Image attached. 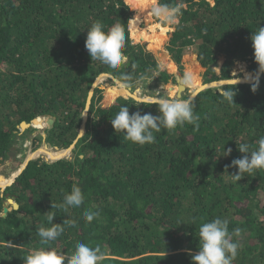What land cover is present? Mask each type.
Wrapping results in <instances>:
<instances>
[{"label": "trees", "instance_id": "1", "mask_svg": "<svg viewBox=\"0 0 264 264\" xmlns=\"http://www.w3.org/2000/svg\"><path fill=\"white\" fill-rule=\"evenodd\" d=\"M159 2L186 5L166 47L180 72L189 52L206 69L205 83L230 80L236 62L249 63V72L257 69L250 37L264 26L259 0ZM140 17L133 0H0L1 161L10 158L21 123L35 118H46L50 147L67 149L77 141L72 159L31 161L12 186L3 193L0 189V264H24L40 248L70 256L78 242L99 245L104 253L100 264H192L199 251V227L215 218L226 219L230 233L241 230L233 237L241 247L232 264H264V170L245 174L239 182L228 176L236 168L226 171V165L244 155L240 143L254 150L264 136V77L256 93L248 84L237 85L236 105L224 101L217 88L200 92L194 99L199 127L185 123L162 129L154 133V143L143 146L115 133L110 119L122 106L130 114L153 115L158 106L122 96L115 100L128 95L109 89L105 102L115 101L103 107L100 86L94 91L86 133L79 138L88 96L100 75L124 83L123 77L130 76L129 83L139 80L150 94L176 82L154 53L131 39L128 21ZM97 20L105 30L116 23L125 27L122 51L128 62L119 69L91 61L85 50L87 29ZM187 56L186 68L194 76L191 88L197 89L202 68ZM43 115L55 118L54 125ZM41 138L45 141L46 135ZM224 147L232 149L228 157H222ZM73 185L82 191V205L52 209V204L63 203ZM7 196L19 209L9 205L3 216ZM50 211L56 215L53 223L64 231L41 245L36 230L52 226L46 215ZM85 211L99 216L87 222ZM70 220L76 221L74 227L65 223Z\"/></svg>", "mask_w": 264, "mask_h": 264}, {"label": "clouds", "instance_id": "2", "mask_svg": "<svg viewBox=\"0 0 264 264\" xmlns=\"http://www.w3.org/2000/svg\"><path fill=\"white\" fill-rule=\"evenodd\" d=\"M259 2L264 5V0H259ZM185 8L186 5L183 2L169 4L154 0L147 15L155 18L158 24L175 31L180 26L183 9ZM250 40L257 69L254 72H247L241 69L240 75L233 72V77L230 78L229 83L219 93L223 100L229 104L236 105L234 99L237 94V85L241 83L248 84L251 92L256 93L260 87L261 78L264 77V26H259L257 31L252 32ZM125 44V27L121 23H116L105 30L104 24L97 20L87 29L85 50L88 52L91 61L98 60L110 69L116 70L127 64L128 56L122 51ZM236 63L238 64L239 62ZM145 78L141 77V79ZM123 79L125 81V90L135 88L134 94L136 95L142 92L139 87V80L133 85L128 82L131 80L130 76L125 75ZM193 84L194 76L191 72H186L180 78V86L182 87L191 88ZM156 92L157 96L146 97L145 99L158 106V114H142L140 111L130 114L129 108L122 106L115 117L110 119L115 133L121 132L126 140L143 146L154 143L156 139L154 133H160L162 129L171 131L176 129L177 126H183L185 123L196 124L199 127L197 124L199 117L194 114L195 92L188 98H184L179 94L174 97H167L160 95L159 90ZM238 150L244 154L242 158L234 159L231 165H226V171L228 167L238 170L235 173L228 174L232 181L239 182L245 178V174L253 175L256 170H264V136L257 141V147L254 150H250V146L247 143H240ZM231 151V148L225 149L224 147V155L222 157H228ZM83 200L84 197L80 187L73 185L71 193L64 195L62 204H52L51 206L52 209L63 208L68 211L69 208L80 207ZM46 215L52 226L48 228L41 226L36 230L37 235L40 237L41 245H46L56 240L64 231L62 225L53 223L56 216L54 212L50 211ZM98 216V212L85 211L84 213V219L87 222L93 221ZM65 223L73 227L76 225L74 220L65 221ZM240 234L241 230L238 228L231 233L229 232L226 219L215 218L210 222L203 223L199 227V251L192 255V264H232L241 247L240 243L234 241L233 237H239ZM188 254L191 255L190 250H188ZM103 259L104 253L99 245L93 248L85 243L78 242L70 256L57 254L54 250L33 249L24 259V264H100Z\"/></svg>", "mask_w": 264, "mask_h": 264}, {"label": "rangeland", "instance_id": "3", "mask_svg": "<svg viewBox=\"0 0 264 264\" xmlns=\"http://www.w3.org/2000/svg\"><path fill=\"white\" fill-rule=\"evenodd\" d=\"M133 2L136 3L139 6V8H140V13H141L140 19H141V21L139 23V32L146 31V33L151 34V37L152 38H154L155 36H158V34H159V36L162 37L163 40H162V44L160 45L159 49L150 50L148 48V46L146 45V42L144 40L137 41L136 39L132 38L131 30L129 29L130 30V37H131V39L133 40L134 44H140L146 50H149L150 52L154 53L155 56H156V58H157V60L159 61L160 65H161V68L164 69V70H166V71H168L171 74H174L175 77H176V82L175 83H169L167 85L161 86V87L155 89L152 94H150V92H147L146 90H144L143 89V85L141 83H139V87L142 89V92L140 93L141 94V97L142 98H146L149 95H151L152 97H155V96H157V92H156L157 90H159V94L160 95H165L167 97H174L179 92L180 93L182 92L180 90V88H179L180 87L179 81H180V78L186 72H188V70L186 68V57L185 56L186 55H190V56H187V57L193 58L195 60V62L197 64H199V66H201V65H200V63H199V61L197 59V56L195 54H193L192 52H189L188 54H186L183 57V70L181 72H180L178 66L176 65V63L173 60L172 61L174 62V67H173V69H170L165 64L164 61H165L166 57L169 56V53L166 51V47H167L168 42H169V40H170V38L172 36V33L174 31L171 30V29H169V28H167L164 25L158 24L156 22L155 18L147 15L148 9L150 8V6L154 2V0H143V1H137V0L135 1L134 0ZM131 10L135 12L134 17H136L138 15L137 11L134 10V9H132V8H131ZM129 25H130V23H129ZM154 25H155V27H154ZM157 25H160V26L164 27L165 29H167V31L165 32V34H162L161 35V31H160L161 29L158 28ZM151 27L154 28V30H152L154 32H151ZM151 43H154L153 39L151 40ZM192 56H194V57H192ZM169 58H171V57H169ZM223 63H224V58L221 57L220 60H219V62H218L217 67H215V70L217 71L218 74L221 71V67H222ZM248 67H249V63H241V62H239L238 64L236 63L234 65V67H233V70H232V76H233V72H236L237 75H240L241 69L249 72L248 71ZM201 68L202 69L199 72V78H200V81H201L202 85H205V79H206L205 78V73H206V69H204L202 66H201ZM101 87L104 89V92H103V100H102V103H101L103 107H104V104H106L105 100H106V95L108 94V90L109 89H115L119 93L122 91L121 88L118 87L112 80H102ZM128 91L131 94H134L135 88H133L131 90H128ZM195 91H197L196 88H185V91L182 92V97L188 98ZM120 96H122L124 98H129L128 96L118 95L115 98V100L118 97H120ZM134 96H136V95L134 94ZM91 102H92V100H91ZM90 106H91V103H90ZM90 106H89L88 112L90 110ZM86 111L87 110H85V112ZM43 121H44V118H43ZM34 123L37 124V122H34ZM30 129H26L25 130V133H23V134L21 133L20 135H17V138H16L17 139V144L14 146V149H15L14 150V155L17 157V161H14L12 159L13 157H10L9 159H7L5 161H1V159H0V182H6V181L10 180V178L12 176V173L11 172L10 173L8 172L9 171V168H11V171L12 172H18L23 167V165H24L23 162H24L25 159H27V157L29 156L30 152H32V153L33 152H36L37 150H39L40 147H44L43 144H47L50 147V145L46 141V139H47V132L45 133V131L47 129V124L45 125V127H44V129H43V131L41 133L40 132H37L38 131L37 127L33 128L34 131H31ZM35 129H37V130H35ZM43 133L46 134L45 141L42 140L43 138H41V137H44ZM85 133H86V131L84 132V134ZM38 135H40L41 137H39ZM33 137H34V139H33ZM32 139H33V145L31 146V140ZM50 151H53V150H50ZM45 154H48V153L45 152ZM72 157H74V152L72 154ZM39 159H41V158H39ZM13 166L16 169L13 170ZM9 205L12 206L11 204H9V203L6 202L5 207L6 206L8 207ZM10 210L11 209L9 208V211Z\"/></svg>", "mask_w": 264, "mask_h": 264}, {"label": "bare ground", "instance_id": "4", "mask_svg": "<svg viewBox=\"0 0 264 264\" xmlns=\"http://www.w3.org/2000/svg\"><path fill=\"white\" fill-rule=\"evenodd\" d=\"M128 1H132V0H128ZM137 1H143V0H137ZM140 21H141L140 18L139 19H133V20L130 21L129 29L131 30L132 38L136 39L137 41L144 40L146 42V45L148 46V48L150 50L159 49L160 45L162 44L163 38L160 37L159 34H158V36H155L154 38H152L151 37V34L146 33V31L139 32V23H140ZM157 26H158V28L161 29L160 30L161 31V35L162 34H165V32L167 31V29H165L164 27H162L160 25H157ZM154 27H155V25H154ZM152 30H154L153 27H151V32H154ZM152 39H153L154 43H151V40ZM164 62H165V64L170 69H173L174 62L169 57H166V59H165ZM217 84H219V83L210 84V85H201L199 88H197V90L205 89V88L210 87V86H213L212 88H216V85ZM120 88H121V90L125 94H127V95L131 94L128 90H125L124 89V85L121 86ZM179 88H180L181 91L184 90V87H182V86H180ZM133 98L136 99V100H138V101H146L145 98L138 97V96H134V95H133ZM43 118L44 117H41L38 121H36L37 120L36 119L35 121L37 122V124H35L34 123L35 121H33L32 123H30L28 125H22L21 126V131H25L26 129H30V128L37 127V129H38L37 132H40L41 133L43 131L44 127H45V124H46V118H44V121H43ZM37 129H35V130H37ZM84 130H85V128H84V126H82L80 132H82L84 134ZM44 138H45V136H44ZM70 151H72V149H70L69 151H66V150H56V149H54L53 151H50V150H47L45 147H40L39 150H37V152H33V153L30 152V154L27 157V159H26L23 167L18 172H12V171H10L12 173V176H11L10 180L8 182H0V187L5 188V187L11 185V183L18 176V174L21 173L23 171V169L27 166L28 161H30V160H38L39 158H42L44 162L53 163L55 160H57V159H59L61 157L66 156L67 154H69L67 152H70ZM45 152L48 153V154H45ZM12 153H13V150H12Z\"/></svg>", "mask_w": 264, "mask_h": 264}, {"label": "water", "instance_id": "5", "mask_svg": "<svg viewBox=\"0 0 264 264\" xmlns=\"http://www.w3.org/2000/svg\"><path fill=\"white\" fill-rule=\"evenodd\" d=\"M147 51H149V50H147ZM102 80H112L118 87H121V86H123L124 85V82H122V81H120L119 79H117V78H115V77H113V76H111V75H109V74H102V75H100L99 76V78L94 82V84H93V87H92V89H91V91H90V93H89V96H88V101H87V111L86 112H84V114H83V124H82V126H84V128H85V126H86V122H87V120H88V109H89V106H90V103H91V100H92V97H93V95H94V91H95V89L96 88H98V87H100L101 86V83H102ZM229 81L230 80H218V81H215V82H211V83H205V85H210V84H216V83H219V84H217L216 85V88L217 89H219L220 91H221V89H222V87L223 86H225L227 83H229ZM241 84H244V83H241ZM179 85H180V81H179ZM213 86H210V87H207V88H205V89H201V90H197V91H195V93H196V95H195V98L197 97V95L200 93V92H202V91H205V90H207V89H214V88H212ZM221 88V89H220ZM183 91H185V89L183 90ZM182 91V92H183ZM182 92L180 93H178L180 96H182ZM133 95L134 94H129L128 95V97L129 98H132L133 100H136V99H134L133 98ZM136 101H138V100H136ZM114 102V101H113ZM112 102V103H113ZM141 102H147V103H151L150 101H141ZM112 103H109V102H107L106 104H104V106L105 107H110L111 105H112ZM86 113V114H85ZM43 116H46V117H48V119H50L51 121H52V125H54V122H55V118H53L52 116H50V115H43ZM36 119V118H35ZM35 119H33L30 123H32L33 121H35ZM30 123H27V122H23V123H21V125L18 127L19 128V130H20V133H21V126L22 125H28V124H30ZM82 126H81V128H82ZM52 127V126H51ZM80 128V129H81ZM86 130H84V132H85ZM43 135L45 136L46 134H44L43 133ZM82 136H84V134H82L81 132H80V130H79V138L80 137H82ZM76 143H77V141H75L74 142V144L73 145H71L69 148H67V149H60V148H58V147H51V149H56V150H66V151H69L70 149H72V151H70V152H67V153H69V154H67L66 156H64V157H61V158H59V159H57V160H55L54 162H56V161H59V160H62V159H72V154H73V151H74V149H75V145H76ZM49 147V146H48ZM50 148V147H49ZM12 150H14V148H12ZM37 152V151H36ZM10 156L11 157H13V160L14 161H16V156L14 155V153H10ZM41 161H40V163L42 164L44 161H43V159L41 158L40 159ZM25 161H26V159L24 160V162H23V164L25 163ZM31 161H36V160H30V161H28V163H27V166L23 169V171L21 172V173H19L18 174V176L15 178V180H14V182L11 184V185H9V186H7L6 188H8V187H10V186H12L15 182H16V180H17V178L26 170V168L28 167V165H29V163L31 162ZM53 162V163H54ZM47 163V162H46ZM49 164H52V163H49ZM14 169H16L14 166H13V170ZM5 188V189H6ZM0 189H1V191H2V193L5 191V189H3V188H1L0 187ZM8 197V196H7ZM7 202L9 203V204H11L12 206H13V208L14 209H19V205H18V203L16 202V201H14V199H12V198H10V197H8L7 198ZM9 212V208L6 206V207H4V209H3V216H6V214Z\"/></svg>", "mask_w": 264, "mask_h": 264}, {"label": "crops", "instance_id": "6", "mask_svg": "<svg viewBox=\"0 0 264 264\" xmlns=\"http://www.w3.org/2000/svg\"><path fill=\"white\" fill-rule=\"evenodd\" d=\"M138 19H139V18H138ZM168 57H170V56H168ZM170 59H171V58H170ZM171 60H172V59H171ZM10 171H11V168H9V171H8V172L10 173ZM14 180H15V179H14ZM8 181H9V180H8ZM8 181H6V182H8ZM13 182H14V181H13ZM13 182H12V183H13ZM12 183H11V184H12ZM1 188H2V187H1ZM5 188H6V187H5ZM5 188H3V189H5ZM7 203H8V202H7Z\"/></svg>", "mask_w": 264, "mask_h": 264}, {"label": "flooded vegetation", "instance_id": "7", "mask_svg": "<svg viewBox=\"0 0 264 264\" xmlns=\"http://www.w3.org/2000/svg\"><path fill=\"white\" fill-rule=\"evenodd\" d=\"M11 157V156H10Z\"/></svg>", "mask_w": 264, "mask_h": 264}]
</instances>
